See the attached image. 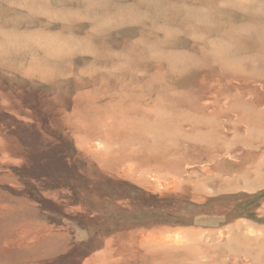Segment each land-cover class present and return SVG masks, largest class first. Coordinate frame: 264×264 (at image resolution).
Returning a JSON list of instances; mask_svg holds the SVG:
<instances>
[{
  "label": "rangeland",
  "instance_id": "rangeland-1",
  "mask_svg": "<svg viewBox=\"0 0 264 264\" xmlns=\"http://www.w3.org/2000/svg\"><path fill=\"white\" fill-rule=\"evenodd\" d=\"M0 264H264V0H0Z\"/></svg>",
  "mask_w": 264,
  "mask_h": 264
}]
</instances>
